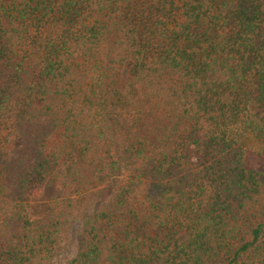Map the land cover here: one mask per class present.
I'll use <instances>...</instances> for the list:
<instances>
[{
  "label": "trees",
  "instance_id": "obj_1",
  "mask_svg": "<svg viewBox=\"0 0 264 264\" xmlns=\"http://www.w3.org/2000/svg\"><path fill=\"white\" fill-rule=\"evenodd\" d=\"M248 152L264 0H0V264H264Z\"/></svg>",
  "mask_w": 264,
  "mask_h": 264
},
{
  "label": "rangeland",
  "instance_id": "obj_2",
  "mask_svg": "<svg viewBox=\"0 0 264 264\" xmlns=\"http://www.w3.org/2000/svg\"><path fill=\"white\" fill-rule=\"evenodd\" d=\"M246 163L247 167L250 169H262L264 166V159L248 152L246 157ZM55 187L56 178H51L44 188L43 196L33 202L31 217L34 221L38 222L44 218L46 210L53 200ZM82 241L83 238L78 229V226H75L72 229V249L70 251L72 257L75 256V254L77 253L80 245L82 244Z\"/></svg>",
  "mask_w": 264,
  "mask_h": 264
}]
</instances>
